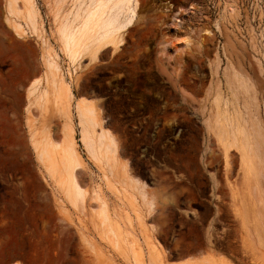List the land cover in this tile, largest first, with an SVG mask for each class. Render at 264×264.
<instances>
[{"label": "rangeland", "instance_id": "rangeland-1", "mask_svg": "<svg viewBox=\"0 0 264 264\" xmlns=\"http://www.w3.org/2000/svg\"><path fill=\"white\" fill-rule=\"evenodd\" d=\"M57 2L35 0L40 36L19 38L0 0V264H136L119 241L124 232L137 237L142 264L152 256L156 264H264V199L254 186L260 180L264 193V170L249 169L242 149L223 142L208 118L216 104L231 121L251 115L264 140V0H136L119 32L123 43L93 61L82 56L72 76L56 42ZM71 7L66 0L61 11ZM45 51L60 55L73 97L93 99L119 161L145 184L149 210L119 167L103 179L82 147L79 208L37 163L28 125L62 138L63 120L50 104L45 114L25 109ZM232 73L247 83L250 114L227 80ZM102 199L114 235L98 216Z\"/></svg>", "mask_w": 264, "mask_h": 264}, {"label": "bare ground", "instance_id": "bare-ground-1", "mask_svg": "<svg viewBox=\"0 0 264 264\" xmlns=\"http://www.w3.org/2000/svg\"><path fill=\"white\" fill-rule=\"evenodd\" d=\"M18 1L22 2L23 8H18ZM65 1L66 0H58V2L55 3L53 16L57 21L55 34L57 36L56 42L59 52L68 65L65 68L67 76H72L74 66L75 64L77 65L82 56L87 55L90 60L93 61L97 58L98 53L102 49L112 47L115 50L123 43L122 36L119 32L131 21L137 3L136 0H88V2H85V0H72V7L70 10L63 13L61 8ZM5 10L4 20L18 37L40 36V34L38 35L39 31L36 26L38 23L36 24L35 19L37 16L35 0H5ZM45 53L46 54L42 56L44 70L42 73L43 82L41 83L43 84L39 86L42 80L41 77H39L28 85L26 88L27 104L25 109L28 111L30 105H36V107L45 114L47 106L50 104L55 114L60 116L63 120L60 129L62 138L60 141L53 140L52 137H50L51 133L48 126L38 129L35 127L30 128L31 124H29L28 141L34 152L37 163L45 171L48 178L50 177L51 180L53 179L57 186L63 191L64 197L67 199L68 203L77 208L80 204L82 206L85 196V191L78 184L76 179V170L82 163L81 153L78 148L82 147L87 158L101 169L103 179L107 178L109 174L112 175V169L116 166L119 167L125 182L130 185V189L133 188L139 192L142 202H145L144 204H146L149 210L151 208V203L145 199V184L137 177L130 174L127 163H121L119 161L117 141L113 133L103 126L104 120L100 117L93 99L79 97L76 102L72 104V102H74V95L70 84L71 81L65 78V71L60 68L57 62V58H59L60 55L58 56L56 53L52 55L46 51ZM239 75L236 73L229 74L227 80L230 81L234 87L232 88L234 89V95L240 94L242 96L243 105L241 106H245L246 110H249L251 109L249 108L251 97L246 88L247 83H245ZM216 90V93H214L215 100L220 96ZM234 95L231 93L232 98L235 97ZM241 96H239V98ZM211 102L213 101L211 100ZM235 105L237 106V103ZM214 108L216 110H213L214 112L208 117L211 121L209 122L213 128L212 130L223 139V142L226 140L225 143L227 142L235 148L239 146L238 148H241L242 152L248 157L246 161L248 160L249 169L255 170V172L257 171L256 173L258 174L261 173V171L264 170V143L262 144L264 140L262 138L263 136H260L261 132L258 134L257 131L256 133V130H259L255 125V123H257L255 120L257 119H255V117H249L251 115L248 116L247 114L246 116L251 119L247 117L246 119L241 113L238 116L237 112L239 113V111H237L234 115H237L238 118L234 117L236 120L234 119L232 122L229 120L230 118H227L228 115L226 116V112L221 113L222 111H219L218 104H216ZM248 113L250 114V110ZM248 125H250L251 129L249 130H251V132H248ZM254 176H257V174H254ZM258 176L257 179H259ZM254 179L252 180L254 181ZM259 182L261 183L260 180ZM259 182H254V184L258 183V197L262 201L264 199V193L263 187ZM256 184L254 186L257 187ZM128 188L129 187H127V189ZM249 191H252V189ZM100 200L98 202L102 204L98 207V216L101 218L102 223L106 225L107 232L114 235V225H110L105 203L103 199V202ZM262 209V214L260 213L261 215L259 217L262 216V218H264V208ZM258 211L256 210V212ZM263 220L264 219H262V221ZM117 228L118 226L116 229ZM116 231L118 232V229ZM124 233L125 235L123 234L124 236H120L121 240L119 241L122 242V245H125L127 252H131L134 258L133 260H135L134 262L136 264H142L143 255L141 253L143 249L137 237H131L132 235L130 236L126 234V232ZM129 233L131 234V231H129ZM114 237L115 236H113V238ZM116 241L118 240L114 239L113 243L112 240L113 245L120 244L119 241L118 243H116ZM153 250L155 251V249ZM125 254L126 253H124V256ZM154 257L155 256H152L148 260L151 261L152 264H156L157 259H153Z\"/></svg>", "mask_w": 264, "mask_h": 264}, {"label": "crops", "instance_id": "crops-1", "mask_svg": "<svg viewBox=\"0 0 264 264\" xmlns=\"http://www.w3.org/2000/svg\"><path fill=\"white\" fill-rule=\"evenodd\" d=\"M18 8H23V5H21V1L17 2ZM22 6V7H21ZM39 9V8H38ZM11 33H13L14 36H16V34L10 29ZM20 38V37H19ZM79 98V97H78ZM78 98H74V102H72V104H74L76 102V100Z\"/></svg>", "mask_w": 264, "mask_h": 264}]
</instances>
